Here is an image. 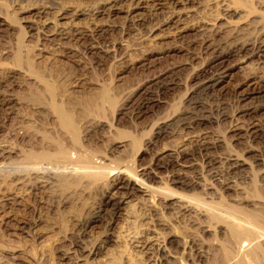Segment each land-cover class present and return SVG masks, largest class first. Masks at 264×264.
I'll list each match as a JSON object with an SVG mask.
<instances>
[{"label": "rangeland", "instance_id": "374dc122", "mask_svg": "<svg viewBox=\"0 0 264 264\" xmlns=\"http://www.w3.org/2000/svg\"><path fill=\"white\" fill-rule=\"evenodd\" d=\"M99 2L0 0V17L8 23L0 32V264H264V54L226 58L228 75L209 93L201 91L199 76L214 49L227 54L239 43L254 50L264 40V0H161L156 10L132 15L58 20L64 10L91 13ZM176 14L185 25L209 30L176 38L178 23L156 28ZM50 21H73L88 38L76 43L48 36L56 31L43 25ZM100 24L114 26L113 34L92 32ZM204 40L218 48L204 50ZM170 70L174 83L160 89L154 80ZM47 84L56 99L44 92ZM143 85L156 100L140 112L134 107ZM102 91L113 103L93 97L91 111L76 118L74 143L50 105ZM163 122L172 125L158 133ZM199 141L208 142L202 143L207 151ZM58 144L71 151L69 161L28 157L54 152ZM88 165L106 178L64 185L66 175L76 180ZM125 173L138 175L147 188L116 185V175ZM232 221L252 233L233 238ZM173 236L177 247L168 243Z\"/></svg>", "mask_w": 264, "mask_h": 264}, {"label": "bare ground", "instance_id": "6f19581e", "mask_svg": "<svg viewBox=\"0 0 264 264\" xmlns=\"http://www.w3.org/2000/svg\"><path fill=\"white\" fill-rule=\"evenodd\" d=\"M29 1V0H28ZM161 4V0H101V2H99L98 3V6L97 7H94V9L92 10V11H90L91 13H87V11L86 12H83V10H80V11H75L74 12V10L70 13L69 11H67V10H64V11H62V12H58L59 14H58V20L59 19H73V21H76L78 18H80L81 16H87V15H93V16H100V15H109V16H114V15H116V14H119V13H121V12H125V13H127L128 15H132V14H134V13H136L137 11H139V10H142V9H145V10H147L148 8H150V10H151V8H152V10H156L157 9V6H159ZM225 6H227V5H225ZM90 7H92V6H90ZM228 7H229V5H228ZM28 10V9H27ZM86 10V9H85ZM227 10V9H226ZM58 11H60V10H58ZM26 12H29V11H26V9H25V13ZM47 13V12H46ZM136 17V16H135ZM130 18V17H129ZM54 19V18H53ZM56 19V18H55ZM96 19V18H95ZM48 20H50V19H48ZM57 20V19H56ZM140 19H138V21H139ZM162 20V19H161ZM73 21H71L70 23H68V25H63V24H59V23H54L53 21L51 22H47V23H43V25H45L46 27H47V29H49V28H52V27H54V26H56V27H54V28H56V31H55V29H54V31L52 32V33H49L50 35H48V36H57V37H59L60 39H70V40H73V41H75L76 43H80V42H82L83 40H85L86 38H88L87 36H88V30L87 29H85V28H83L82 26H78V25H76L75 24V22L73 23ZM94 21V20H93ZM141 21L143 22V20H142V18H141ZM256 21V20H255ZM45 22V21H44ZM95 22V21H94ZM172 22H175V23H178V26H176L175 27V29H176V32H174V35L173 36H175L176 38L177 37H183L184 36V34L185 33H187V31L189 32V31H191V30H198V31H203V30H209V28L208 27H202L201 25L199 26L198 24H195V25H192V24H190V25H185V23L183 22V19H182V16L180 15V14H176L175 16H172L171 18H169V19H166L164 22H161L160 23V25L158 26V27H156L157 29H159L160 30V28L161 27H163L164 25L166 26H169L170 25V23H172ZM158 23V22H157ZM51 24H53V25H51ZM95 24V23H94ZM98 24V23H97ZM6 25H8V23H7V20L6 19H4L3 17H0V32L2 31V29L6 26ZM80 25V24H79ZM99 25V24H98ZM113 25V24H112ZM115 25V24H114ZM192 25V26H191ZM205 25V24H204ZM86 26V25H85ZM92 26V25H91ZM97 26V25H96ZM155 26V25H154ZM43 27V26H42ZM89 27V26H88ZM93 27V26H92ZM151 27V26H150ZM160 27V28H159ZM45 28V27H44ZM91 28V27H90ZM114 28V26H111V25H108V27H107V25H105V24H103V25H101L100 24V26H97L96 27V29L95 30H93L94 29V27H93V29H92V32H94V33H101V34H105V33H107V35H109L108 34V32H110L111 33V31L112 30H114L113 29ZM130 28V27H129ZM219 28V27H218ZM46 29V28H45ZM89 29V28H88ZM118 29V28H117ZM210 29H214V28H211L210 27ZM129 30V29H128ZM133 30V29H132ZM156 30V29H155ZM215 30V29H214ZM217 30V29H216ZM50 32V31H49ZM127 32V31H126ZM131 32V31H130ZM211 32H212V30H211ZM219 31H217V33H218ZM98 33V34H99ZM213 33V32H212ZM211 33V34H212ZM111 34H113V33H111ZM207 34V33H206ZM205 34V35H206ZM219 34V33H218ZM91 35V34H90ZM97 35V34H96ZM100 35V34H99ZM107 35H105V36H107ZM187 35V34H186ZM104 36V35H103ZM209 36V35H208ZM92 37V36H91ZM94 37H95V35H94ZM205 37V36H204ZM207 37V36H206ZM96 38V37H95ZM94 38V39H95ZM210 38V37H209ZM203 39H205V38H203ZM50 40V39H49ZM69 40V41H70ZM96 41V40H95ZM114 41V40H113ZM71 42V41H70ZM56 43V42H55ZM113 43V42H112ZM248 43V42H247ZM91 44V43H90ZM89 44V45H90ZM89 45H88V47H89ZM112 45H114V44H112ZM231 45V44H230ZM235 45V44H234ZM257 46H255V44H254V50H252V49H250V47L249 46H247L246 44H239V43H237L236 44V46H233L232 47V49H231V51L229 52V53H227V54H223L222 53V51H221V53H219L218 52V50L217 49H214L213 51H215V53L213 52L212 53V57H211V62H210V64L206 67L205 65H207V64H205V65H203L204 66V68L201 70L202 72L200 73V77H203L202 78V82H201V85H200V88L202 89L201 91H203L204 93L206 92H208L210 89H212V88H214L216 85H218L219 83H221L223 80H224V78L228 75L227 73H228V71H229V69H228V66L226 65V63L228 62V59H226V58H228V57H230V56H233V55H241V54H243V53H245V55L244 56H251V55H258V54H261V55H263L264 54V40L263 41H261V43H259V44H256ZM91 46V45H90ZM217 47L218 48V46H217V44L215 45L214 43H213V41L212 40H209V41H205L204 40V42H202V47H203V49L204 50H208V49H211L212 47ZM99 47V46H98ZM105 47V46H104ZM213 47V48H214ZM101 48V47H100ZM169 48V47H168ZM89 49V48H88ZM108 49V48H107ZM166 49V48H165ZM229 49V50H230ZM224 50V49H223ZM169 51V50H168ZM168 51H155V52H153L152 54H155V55H165ZM152 52V51H151ZM205 52V51H204ZM210 52V51H209ZM151 55V54H150ZM149 56V55H148ZM210 56V55H209ZM242 57V56H241ZM147 58V57H146ZM209 59V58H208ZM145 62L146 61H150V59H146V60H144ZM143 61V62H144ZM208 61V60H207ZM145 62H144V64H145ZM172 72V70H170V71H168V72H166L165 74H162V75H160V76H158L155 80H154V82H155V85H157L160 89H163V88H167V87H169V85L170 84H173L174 82H173V79H172V76H171V73ZM209 73V75H207ZM207 75V76H206ZM169 78V79H168ZM171 78V79H170ZM150 80V79H149ZM153 81V80H152ZM150 82V81H149ZM154 84V83H153ZM150 85V84H149ZM144 87L142 88L141 87V89L138 91V90H136V91H138V93H137V95H140V100L139 101H137L136 102V104H135V109L134 110H140V112H142L143 110H146L147 111V109H149V108H151V104H152V102L154 101V100H156V99H154L153 100V98H155V93H153L151 90H149V88H145V85H143ZM154 86V85H153ZM156 86V87H157ZM45 91L44 92H46V94L47 95H49L50 96V98H55L56 99V96L58 95V93L56 94V89H55V87L53 86V85H50V84H47V85H45ZM147 87H149V86H147ZM152 87V86H151ZM157 87V88H158ZM199 87V86H198ZM199 88V89H200ZM37 93H41V92H37ZM209 93V92H208ZM135 95V94H134ZM133 95V96H134ZM157 95V94H156ZM97 96V97H96ZM132 96V97H133ZM154 96V97H153ZM38 97H39V95H38ZM93 97H95V98H97V99H99V100H101V101H103V102H108V103H113V101H114V98L111 96V94L110 93H108L107 91H105V92H100L99 93V95H94V96H88V97H85V98H82V99H76L74 102L72 101V97L70 98V100L69 99H67V101H68V103L65 105V104H55V102L53 103L52 102V104L50 105L51 107H52V109L53 110H55V112L58 114V117H59V119H60V121H61V123L63 124V128L66 130V131H68L69 133H71V137H72V140L74 141V143L76 142V143H78V141H79V127H78V125H77V120H76V118H77V116H80V115H84V114H87V113H89L90 111H91V109H92V106H93ZM131 98V97H130ZM53 100V99H52ZM131 100H133V99H131ZM159 99H157V101H158ZM134 101V100H133ZM156 101V102H157ZM130 102V101H129ZM159 102V101H158ZM133 105V104H132ZM153 105V104H152ZM133 107V106H132ZM200 108V107H199ZM126 109V108H125ZM133 109V108H132ZM248 109H250V108H248ZM257 109V108H256ZM133 110V111H134ZM251 110H253V109H251ZM145 111V112H146ZM246 111H248V110H246ZM188 113V112H187ZM144 114V113H143ZM181 115V114H180ZM185 115V114H184ZM188 115V114H187ZM136 117V116H135ZM183 117V116H182ZM203 117V116H202ZM199 119V118H198ZM202 119V118H201ZM201 119H199V120H201ZM204 119H206V117L204 118ZM196 120H197V118H196ZM177 122V121H176ZM181 122V121H180ZM185 122V121H184ZM186 122H187V120H186ZM164 123V122H163ZM189 124V123H188ZM187 124V125H188ZM171 125L172 124H170V123H168V122H165L163 125H161V126H159V131H158V133H160V132H163V131H165V130H167L168 128H170L171 127ZM191 125V124H190ZM189 125V126H190ZM157 126V127H158ZM188 127V126H187ZM186 128V127H185ZM191 128H192V126H191ZM156 134H157V132H156ZM205 134H206V132H205ZM201 136V135H200ZM194 137V136H193ZM208 137V136H207ZM191 138V137H190ZM196 138V137H195ZM48 139V138H47ZM136 139V138H135ZM135 139L133 138V140L135 141ZM193 139V138H192ZM199 140V139H198ZM201 140V139H200ZM132 141V140H131ZM131 141L129 142V144L131 143ZM133 141V142H134ZM137 141V140H136ZM206 141V140H205ZM201 142V141H199L197 144L199 145V147L202 149V150H206L207 151V149L209 148V146H208V148H207V145H202V143H204V144H208V142ZM209 141V140H208ZM211 142V141H210ZM209 142V143H210ZM73 143V144H74ZM72 144V143H71ZM72 144V145H73ZM127 144V143H126ZM131 144H136V143H131ZM184 144V143H183ZM214 144V143H213ZM216 144V143H215ZM137 145V144H136ZM135 145V146H136ZM185 145V144H184ZM65 145L63 144V145H61V144H58V147H57V149L54 151V152H50V151H46V150H42V151H40V152H35V153H33V155L32 156H28L29 157V159L30 160H41V159H48V158H53L54 159V157L55 158H60V159H63V162L65 161V160H68L69 158H68V156H69V154H68V152L67 151H70V150H67L66 151V149H65V147H64ZM121 146H123V145H120V147ZM129 146V145H128ZM131 146H133V145H131ZM130 146V147H131ZM182 146V145H181ZM117 148H118V146H116ZM125 147V146H124ZM126 147H127V145H126ZM66 148H68L67 146H66ZM133 148V147H132ZM211 149V148H210ZM127 150V149H126ZM177 150V149H176ZM200 151V150H199ZM71 152V151H70ZM180 152V151H179ZM203 152V151H202ZM186 153V152H185ZM184 154V153H183ZM182 154V155H183ZM208 154V153H207ZM71 155V154H70ZM178 155V154H177ZM176 155V156H177ZM198 155V154H197ZM72 156V155H71ZM193 157H195V156H193ZM192 157V158H193ZM178 158H179V156H178ZM177 158V159H178ZM71 159V158H70ZM69 159V160H70ZM98 159V158H97ZM212 160H213V157L211 158ZM210 159V160H211ZM232 159V158H231ZM68 160V161H69ZM91 160V159H90ZM209 160V159H208ZM68 161H66V162H68ZM72 161H73V159H72ZM80 161V160H79ZM176 161H178V160H176ZM90 162V161H89ZM100 162V161H99ZM98 162V163H99ZM103 162V161H102ZM108 162V161H107ZM87 163V162H86ZM92 165H93V163H92V161L90 162ZM112 163V162H111ZM88 164V163H87ZM90 165V164H89ZM89 165L88 166H86V167H89ZM98 165V164H97ZM96 165V166H97ZM94 166V165H93ZM93 166H91V167H93ZM117 166V165H116ZM99 167V166H98ZM97 167V168H98ZM68 168L70 169V167L68 166ZM95 168V167H94ZM101 168V167H100ZM109 168H110V166H109ZM129 169H130V167H128ZM128 168H126L127 170H128ZM82 169V168H81ZM89 169H91L90 167H89ZM89 169H85V170H83V172H78L79 174V177H77L76 178V180L74 179V180H71V179H73L72 177H70L69 176V174H68V178H66V176L63 178V182H64V185L65 186H69V185H73V184H77V183H81V184H83L84 183V181L86 180L87 181V185H93V184H97L98 182H102V179L106 176L104 173H102L101 171H94V169L92 170H89ZM108 169V168H107ZM122 169V168H121ZM73 170V169H72ZM72 170H70V171H72ZM100 170V169H99ZM110 170V169H109ZM111 170H112V168H111ZM115 170V169H114ZM131 170V169H130ZM69 171V170H68ZM74 171V170H73ZM72 171V172H73ZM77 171V170H76ZM82 171V170H81ZM118 171V170H117ZM121 171V170H120ZM135 170H133V172H134ZM71 172V173H72ZM109 171H107V173H108ZM123 172V171H122ZM130 172V171H129ZM132 172V170H131V172L130 173H133ZM74 173V172H73ZM77 173V172H76ZM106 173V172H105ZM110 173H114V171H111V172H109L108 174L110 175ZM117 173V172H116ZM127 173V172H126ZM125 173V174H126ZM137 173V172H136ZM136 173H133V174H136ZM146 173V172H145ZM148 173V172H147ZM67 174V173H66ZM120 174V173H119ZM123 174V173H122ZM131 175V174H126V175H128L127 177H120L119 175H116V174H114V175H116V177L114 178V182L116 183V185H118V184H125V188H126V186H130L129 188H131V185H132V183L133 184H141L140 185V187L142 188H144V187H146L145 186V182H143L142 183V179L141 178H139L138 177V175L136 176V175ZM140 174V173H139ZM144 174V173H143ZM74 175V174H73ZM73 175H71V176H73ZM113 175V174H112ZM125 175V176H126ZM130 175V176H129ZM141 175V174H140ZM75 176V175H74ZM73 176V177H74ZM108 176V175H107ZM142 176V175H141ZM76 177V176H75ZM69 178H70V180H69ZM106 178V177H105ZM108 178H109V176H108ZM145 178V177H144ZM141 179V180H140ZM111 182H112V179L110 180ZM132 182V183H131ZM114 184V183H113ZM146 185H148L147 183H146ZM67 186V187H68ZM135 186V185H134ZM149 187V186H148ZM151 187V186H150ZM153 187V186H152ZM124 188V189H125ZM133 188V187H132ZM135 188V187H134ZM147 188V187H146ZM128 189V188H127ZM136 189H137V187H136ZM162 189V188H161ZM165 189V188H164ZM171 189H173V188H171ZM149 190V189H148ZM147 190V191H148ZM150 190H153V188L152 189H150ZM156 189H154V192H156L155 191ZM160 190V189H159ZM166 190H167V188H166ZM170 190V189H169ZM139 191V190H138ZM162 191V190H161ZM142 192H143V189H142ZM174 192V191H173ZM173 192H167L166 193V197H168L170 200H175V199H177V198H173L174 197V193ZM156 193H160V192H156ZM126 194V193H125ZM150 195H153V193L151 194V192L149 193ZM163 194V193H162ZM161 194V195H162ZM158 196V195H157ZM160 196V195H159ZM180 196V195H179ZM164 197V196H163ZM150 198H152V197H150ZM160 198V197H159ZM167 198V199H168ZM116 199V198H115ZM153 199H154V197H153ZM164 199V198H163ZM166 199V200H167ZM179 199H181V197L179 198ZM114 200V199H113ZM117 200V199H116ZM159 200V199H158ZM165 200V199H164ZM185 200H187V199H185ZM191 200V199H190ZM161 202V201H160ZM178 202V201H177ZM187 202V201H186ZM190 202V201H189ZM113 203V202H112ZM111 203V204H112ZM162 203H165V202H162ZM181 203V202H180ZM192 203V202H191ZM167 204V203H166ZM165 204V205H166ZM177 204V203H176ZM175 204V205H176ZM187 204V203H186ZM113 205V208H115L114 210H113V212H112V214H115V212H116V208H117V206H118V204H117V202H115V203H113L112 204ZM179 205V204H178ZM189 205V204H188ZM171 206V205H170ZM186 206V205H185ZM184 206V207H185ZM196 206V205H195ZM199 206H200V204H199ZM178 207V206H177ZM183 207V208H184ZM190 207V206H189ZM198 207V206H197ZM201 207V206H200ZM100 208V207H99ZM113 208H111V209H113ZM186 208V207H185ZM191 208V207H190ZM101 209V208H100ZM182 209V208H181ZM187 209V208H186ZM189 209V208H188ZM231 209V208H230ZM184 210V209H183ZM190 210V209H189ZM199 210V209H198ZM203 210V209H202ZM186 211V210H185ZM191 211V210H190ZM235 211V210H234ZM244 211V210H243ZM99 213V212H98ZM213 213V212H212ZM235 213V212H234ZM234 213H232V214H234ZM240 213V212H239ZM239 213H237V214H239ZM244 213H246V211L244 212ZM253 213H255V212H253ZM260 213V212H259ZM259 213H257V215L259 216ZM201 214V213H200ZM205 214V213H204ZM236 214V213H235ZM236 214V215H237ZM248 214H250V213H248ZM261 214V213H260ZM210 215V214H209ZM208 215V216H209ZM245 215V214H244ZM99 216V215H98ZM211 217H212V215H210ZM233 216V215H232ZM246 216V215H245ZM257 216V217H258ZM97 217V216H96ZM233 217H235V216H233ZM248 217V216H247ZM252 217H253V219H255V220H257L256 218V214L255 215H252ZM224 218V217H223ZM230 218V217H229ZM228 218V219H229ZM236 218V217H235ZM258 218H260V217H258ZM97 219V218H96ZM214 219V218H213ZM219 219V218H218ZM226 219V218H225ZM224 219V221H226ZM233 219V218H232ZM252 219V221H254ZM230 220V219H229ZM234 220H236V219H234ZM248 220V219H247ZM261 220V219H260ZM263 220V219H262ZM215 221H219L220 222V220H217V219H215ZM228 221V220H227ZM240 221V220H239ZM245 221H246V219H245ZM241 222V221H240ZM240 222H238V221H232L231 223H230V228H231V232H232V235L231 236H233V238H240V237H242V236H248V235H250L252 232H250L251 230L249 229V228H247L245 225H243L242 223H240ZM248 222V221H247ZM251 222V221H250ZM223 223V222H222ZM226 224V223H225ZM244 224H246V223H244ZM253 224V223H252ZM252 224H251V226H252ZM258 223L256 222V225H257ZM259 224L261 225V223L259 222ZM258 224V225H259ZM259 225V226H260ZM262 225H264V224H262ZM229 227H227V228H229ZM260 227H263V226H260ZM253 228V227H252ZM256 227H254V229H255ZM259 228V227H258ZM263 229H264V227H263ZM258 230V229H257ZM260 230V229H259ZM256 231H254V233H255ZM262 232V231H261ZM264 232V231H263ZM258 233V232H257ZM108 235V234H107ZM255 235H257V234H255ZM253 236V235H252ZM261 236H262V234H261ZM106 237H108V236H106ZM260 237V236H259ZM232 238V239H233ZM234 239V240H235ZM250 239V238H249ZM252 239H253V237H252ZM257 239V238H256ZM233 240V241H234ZM244 240H246V239H244ZM139 241V240H138ZM238 241V240H237ZM254 241H255V239H254ZM254 241H252V242H254ZM238 242H240V239H239V241ZM242 242H245V241H242ZM248 242V241H247ZM246 242V243H247ZM256 242V241H255ZM169 245L170 246H179V243H180V241H179V239L177 238V237H171L170 239H169ZM236 243V242H235ZM245 243V244H246ZM181 245V244H180ZM247 245H249V244H247ZM259 245H261V244H259ZM262 246V245H261ZM260 246V247H261ZM223 247V246H222ZM244 247L246 248V246L244 245ZM226 248V247H225ZM242 248V247H241ZM249 248H251V247H249ZM259 248V247H258ZM227 249V248H226ZM247 249V248H246ZM166 250H168V248L166 249ZM165 250V251H166ZM237 250V249H236ZM251 250V249H250ZM164 251V250H163ZM227 251V250H226ZM243 251V250H242ZM241 251V252H242ZM252 251H253V249H252ZM258 251H260V249L258 250ZM169 252V251H168ZM249 252V251H248ZM247 252V253H248ZM251 252V251H250ZM260 252H262V250L260 251ZM237 253V252H236ZM264 253V252H263ZM263 253H261V254H263ZM67 255H68V257H69V254H68V252L66 253ZM65 254V255H66ZM242 254V253H241ZM167 255V254H166ZM231 255V254H230ZM229 255V253H227L226 254V256H227V258L230 256ZM232 256H234V254L232 255ZM236 256V255H235ZM245 256V255H244ZM253 256V255H252ZM67 257V256H66ZM168 257H169V255H168ZM254 257V256H253ZM261 257H263L262 255H261ZM264 258V257H263ZM233 259H234V257H233ZM247 259H250V257L249 258H247ZM252 259V258H251ZM254 259V258H253ZM256 259V258H255ZM260 259V256H258V260ZM162 260V259H161ZM167 260V259H166ZM225 260V259H224ZM228 260H229V258H228ZM231 260V259H230ZM242 260V259H241ZM246 260V259H245ZM264 260V259H263ZM262 260V261H263ZM248 261V260H247ZM254 261V260H253ZM257 261V260H256ZM162 262V261H161ZM166 263V262H165ZM168 263V262H167ZM228 263V262H227ZM245 263V262H244ZM243 263V264H244ZM77 264V263H76ZM164 264V263H163ZM235 264H237V263H235ZM242 264V263H241ZM255 264V263H254Z\"/></svg>", "mask_w": 264, "mask_h": 264}]
</instances>
